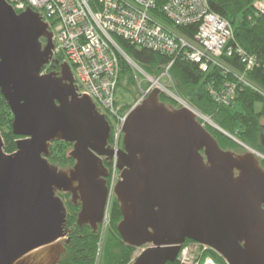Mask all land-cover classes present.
<instances>
[{
    "label": "water",
    "instance_id": "water-1",
    "mask_svg": "<svg viewBox=\"0 0 264 264\" xmlns=\"http://www.w3.org/2000/svg\"><path fill=\"white\" fill-rule=\"evenodd\" d=\"M37 15L0 0V92L22 137L8 154L0 133V264L59 263L69 234L60 192L81 203L75 224L96 232L110 197L102 159L114 156L117 232L143 248L133 264L173 263L186 240L226 264H264V156L212 124L245 152L222 149L196 113L163 104L156 87L125 115L122 148L110 149V126L86 94L77 96L68 65L41 73L59 62ZM60 140L75 161L62 171L47 160Z\"/></svg>",
    "mask_w": 264,
    "mask_h": 264
},
{
    "label": "built area",
    "instance_id": "built-area-1",
    "mask_svg": "<svg viewBox=\"0 0 264 264\" xmlns=\"http://www.w3.org/2000/svg\"><path fill=\"white\" fill-rule=\"evenodd\" d=\"M17 13L28 9L46 23L52 34V56L60 64L70 68L76 94H86L96 109L105 116L111 128L114 145L122 136V127L128 111L141 104L156 87L163 93L158 81L153 80L141 67L119 47L117 39L137 48H144L165 55L169 63L161 75L176 59L197 63L201 71L209 66H220L222 55H237L245 72L251 71L257 61L234 42L231 24L225 18L210 11L208 0H6ZM255 14L264 15V0L252 3ZM197 25L191 36L181 29ZM234 42V44H233ZM121 56L128 64L137 81L141 74L150 81L147 88L137 83L138 94L131 108L121 113L122 106L115 101L119 80ZM44 70L42 73H46ZM169 76V75H168ZM241 85L251 87L243 77L237 75ZM235 85L227 86L220 93L212 92L216 101L228 105L234 98ZM184 102V101H183ZM180 107L191 110L201 123L204 119L186 101ZM114 156V165L116 163ZM115 169L113 170V172ZM109 193L114 187V173L109 179ZM103 219L100 231L104 227ZM100 232V233H101ZM102 235V233H101ZM213 250L194 241H185L179 247L174 264H219L213 259ZM214 252V251H213Z\"/></svg>",
    "mask_w": 264,
    "mask_h": 264
},
{
    "label": "trees",
    "instance_id": "trees-1",
    "mask_svg": "<svg viewBox=\"0 0 264 264\" xmlns=\"http://www.w3.org/2000/svg\"><path fill=\"white\" fill-rule=\"evenodd\" d=\"M255 0H208L211 12L218 14L229 21L234 32V42L247 54L254 56L257 65L245 72L237 55L219 58L220 66H209L207 71H201L199 65L192 61L176 59L170 66L168 73L176 87V93L238 142L248 146L264 156V15L254 12L252 3ZM197 25L182 28L181 31L191 36L196 33ZM44 42V41H43ZM233 42V44H234ZM120 49L136 62L149 76L158 77L169 59L160 53L144 48H137L124 40L117 39ZM120 70L117 88L134 84L135 76L132 74L126 61L119 56ZM50 69V68H49ZM243 75L251 87L241 85L236 79ZM235 85L234 98L228 105L215 100L212 92L220 93L227 86ZM136 92L132 93L135 95ZM159 101L165 105L177 107L170 97L159 93ZM124 111L129 105H124ZM12 114L10 108L0 92V133L3 139V150L11 154L16 150V141L22 137L12 133ZM206 130L224 150L242 149L235 141L220 133L215 128L205 125ZM112 136L108 143H111ZM71 143L55 141L50 145L47 160L59 167L71 166L73 161L64 150ZM243 150V149H242ZM264 169V161H259ZM109 164V173L112 172ZM66 209V227L69 230L68 243L64 244L65 251L58 264H131L136 248L123 243L117 232V224L121 220L119 204L115 197L111 200L109 211L110 227L104 232L100 251L98 244L100 230L96 232L88 225L78 226L76 223L78 208L73 205L70 195L58 193ZM213 259L219 264H226L215 252H211ZM174 264V263H167Z\"/></svg>",
    "mask_w": 264,
    "mask_h": 264
},
{
    "label": "rangeland",
    "instance_id": "rangeland-1",
    "mask_svg": "<svg viewBox=\"0 0 264 264\" xmlns=\"http://www.w3.org/2000/svg\"><path fill=\"white\" fill-rule=\"evenodd\" d=\"M164 70V69H163ZM169 70V69H168ZM160 73H162V72H160ZM147 74V73H146ZM168 75H169V73H168ZM168 75H165V76H162L161 74L158 76V77H152V76H149L148 74H147V76H149L150 78H152L153 80H155V81H158L159 82V84L161 85V88H163V93L165 94V95H167L168 97H170L173 101H175L174 103H176L177 104V107H174V108H179V103L178 102H181V103H184L185 102V100L184 99H182L179 95H178V93H176V87H175V85H174V83L172 82V79H171V77H170V75L168 76ZM138 82H140L141 83V85H140V87H142V88H147V87H149L150 86V81L147 79V78H145V76H143V75H141V74H139V75H137V81H136V79H135V82H134V84H131V85H129V86H127V88H124L123 86H119L117 89H116V92H115V101H116V104L119 106V105H121L122 106V109H121V113H126L130 108H131V106L130 105H132L133 104V102H134V100L136 99V97H137V94H138V89H137V83ZM134 92H136V96H134V95H132V93H134ZM162 93V92H161ZM184 101V102H183ZM124 105H129L130 107H129V109L128 110H126L125 112H123L124 111ZM196 110V109H195ZM197 111V110H196ZM199 113V112H198ZM201 114V113H200ZM201 116L204 118V119H206V123H205V125H207V126H210L211 128H214V127H212L211 125L213 124V123H211V121L208 119V118H206L205 116H203L202 114H201ZM262 124H264V118L262 119ZM216 129V128H215ZM234 138V137H233ZM110 144V143H109ZM111 144L112 145H114V142L113 141H111ZM238 144V143H237ZM239 145V144H238ZM115 146V145H114ZM242 149H234V150H230V151H233L234 153H244L245 152V149H244V147H242L241 145H239ZM113 148H116V150L118 151V149L120 150L121 149V144H120V141L118 142V144L116 145V147H113ZM71 149H72V146H68L67 148H66V150H64L65 152H66V154H68L70 151H71ZM261 160H263V159H261ZM260 159H259V161H261ZM264 161V160H263ZM54 166H56V167H58L59 169H61V171L62 170H68L69 168H70V166H67V167H59V166H57V165H54ZM113 168H112V175H113V173H114V184L116 183V181H117V179H119V172L117 171H114L113 172V170L115 169L114 168V166H112ZM110 194V197H109V204H108V207H107V209H106V213H105V221H104V227H103V230H102V235H101V233H100V240H99V243H97L98 244V253H99V251H100V248H101V244H102V240H103V236H104V232L105 231H107L108 230V228L110 227V224H109V211H110V200H111V197H114V195H113V193L111 192V193H109ZM143 250V248H140V249H136V251L134 252V254H133V258L132 259H134L138 254H139V252L140 251H142ZM97 261H98V254H97V260H96V264H97ZM133 262V260H131V264H133L132 263Z\"/></svg>",
    "mask_w": 264,
    "mask_h": 264
},
{
    "label": "flooded vegetation",
    "instance_id": "flooded-vegetation-1",
    "mask_svg": "<svg viewBox=\"0 0 264 264\" xmlns=\"http://www.w3.org/2000/svg\"><path fill=\"white\" fill-rule=\"evenodd\" d=\"M59 65H48L46 68H45V70H49V71H55V72H59L60 71V67H58ZM50 68V69H49ZM121 148H122V146H121ZM73 161V160H72ZM74 163H75V161H73V163H72V165L70 166V168L74 165ZM102 163H103V166L106 168L105 170H107V172L109 173V164L111 163V161H108V160H106V159H102ZM116 166V168H117V164L115 165ZM115 168V169H116ZM118 170L116 169V172H117ZM106 180V179H105ZM117 181H118V179H117ZM116 181V182H117ZM60 193H62V192H60ZM65 194H69L70 195V200H71V202H72V199H71V194L70 193H65ZM114 197H111V200L113 199ZM110 200V201H111ZM80 201L79 200H77V202L76 203H73V205L74 206H76L77 208H78V211L77 212H79V210H80V207H81V203H79ZM112 202V201H111ZM111 202H110V204H111ZM76 212V213H77ZM78 214V213H77ZM77 219V218H76ZM67 238H68V236H67ZM65 244V243H64Z\"/></svg>",
    "mask_w": 264,
    "mask_h": 264
}]
</instances>
